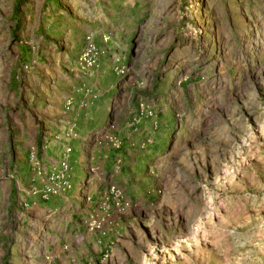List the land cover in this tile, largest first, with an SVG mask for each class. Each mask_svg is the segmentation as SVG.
I'll return each mask as SVG.
<instances>
[{
    "label": "rangeland",
    "instance_id": "obj_1",
    "mask_svg": "<svg viewBox=\"0 0 264 264\" xmlns=\"http://www.w3.org/2000/svg\"><path fill=\"white\" fill-rule=\"evenodd\" d=\"M64 159L130 204L42 252L16 201ZM23 235L33 264H264V0H0V264Z\"/></svg>",
    "mask_w": 264,
    "mask_h": 264
},
{
    "label": "crops",
    "instance_id": "obj_2",
    "mask_svg": "<svg viewBox=\"0 0 264 264\" xmlns=\"http://www.w3.org/2000/svg\"><path fill=\"white\" fill-rule=\"evenodd\" d=\"M30 202H34L35 205H31L30 207L24 206L25 203ZM16 203L15 217L20 222V226L16 228L17 233L25 232L22 228L29 222L36 224L41 230V236H45L42 240V244L44 243L42 252L50 249V246L45 243V240H47L46 238L53 236V234L60 229L69 228L70 231H73L74 235L71 239H76L78 236L82 235V232H85L82 221L84 216L88 213L90 206L83 204L76 191H70L63 196L52 197L48 201L41 202H38L37 197L28 196V194L27 196L20 195ZM24 239L25 235L18 239L21 245H18L19 249L17 250V255L23 252V256L21 257L22 261L33 264L32 256L35 255L33 251L24 252ZM56 249L58 250V248ZM13 254H16V251H13ZM18 260H20V258Z\"/></svg>",
    "mask_w": 264,
    "mask_h": 264
},
{
    "label": "built area",
    "instance_id": "obj_3",
    "mask_svg": "<svg viewBox=\"0 0 264 264\" xmlns=\"http://www.w3.org/2000/svg\"><path fill=\"white\" fill-rule=\"evenodd\" d=\"M70 151L69 149L67 150ZM70 164L67 160H62L58 164L56 172L43 177L41 173V180L44 181V185L41 190L36 188L30 189V196L40 197L42 201H47L50 197H57L65 195L72 190V185L69 181L70 177ZM91 179L82 181L78 188L81 190V199L86 206H90V209L84 217L82 224L89 233H94L101 230L103 225L108 221L112 211L122 212L129 206V201H122L120 191L116 186H110L109 191H105L101 194L99 201L93 205L92 197L89 192V185Z\"/></svg>",
    "mask_w": 264,
    "mask_h": 264
}]
</instances>
